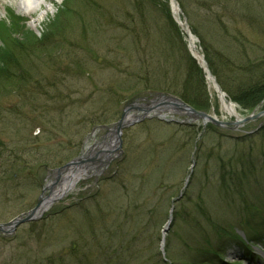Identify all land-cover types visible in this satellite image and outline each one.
<instances>
[{
	"label": "rangeland",
	"instance_id": "1",
	"mask_svg": "<svg viewBox=\"0 0 264 264\" xmlns=\"http://www.w3.org/2000/svg\"><path fill=\"white\" fill-rule=\"evenodd\" d=\"M233 1L239 2L240 8L253 12L255 16L264 15V0ZM48 2L52 3L53 10L36 28L31 26L30 16L22 15L15 6L1 2L4 10L0 15V62L4 56L20 48L25 49L19 57L13 56L16 72L12 71L10 81L0 86L1 90L5 88L7 95L0 97V223L18 217L36 205L43 188L52 180L50 175L55 167L79 156L88 145L102 142L108 130L96 129L93 135L94 125L90 128L88 123L102 120L108 126L114 124L125 105L141 95L134 88L142 92L150 91L144 88L162 92L182 88L179 77L184 73V64L180 58L185 54L187 42L180 27L177 34L176 29L167 23L165 16L176 25L167 0H90V4L87 0ZM204 2L212 12L201 7ZM209 2L179 0L190 27L201 29L212 42L219 35L239 33L244 35L241 42L246 47L263 50V29L250 27L247 22L236 24L234 19L230 21L220 12L215 14L216 9ZM172 33L177 38L175 51L172 50ZM59 41L63 45L60 53L55 52V47L60 49ZM45 43H50L53 48L42 50ZM55 58H59V68L55 67ZM60 78L63 83L59 86ZM212 89V107L208 112L215 113L221 120L232 121ZM26 97L29 101L23 107ZM48 99L52 101L45 111L44 104ZM32 101H36L34 105L44 111L32 112L29 104ZM236 109L241 115L248 112L237 105ZM263 110L261 108L257 112ZM165 113L167 118L185 119L167 111L160 115ZM160 115L124 131L119 158L98 181L94 178L81 181L76 189L48 210L37 226H21L15 234L6 235L8 240H0V264H35L31 261L37 258L43 264H62L63 261L64 264H72L75 254L72 243L82 235L77 234V225L87 232L83 211L73 207L87 199L83 207L89 210L96 208L95 195L101 196L98 204L103 209L110 207L116 214L121 213L120 208L144 203L150 210L155 206L157 211L152 218L145 220H150L148 227L152 225L148 231L152 238L150 241H144V235L142 243L129 248L128 241L133 235H128V241L124 238L115 240L108 251L104 247H95L91 249L92 255L87 257L90 260L97 258L98 264L104 263L103 259L116 250L128 252L121 258L117 257L112 264H138L146 259L150 251L144 250L154 241L156 246L162 247V231L172 204L176 206V214L181 213L166 234L164 247H168L166 256L173 259L174 264H185L191 258L194 251L187 253L186 244L203 227L215 249L228 243L229 251L223 252L225 261H233L234 264L264 262L261 258V254L264 255V210L250 218L243 212L244 201L240 197L225 199L217 192L218 175L227 167L238 171L251 156L258 165L264 160V138H254L251 147L252 141L239 151L230 145L232 142H221L220 138L211 135L207 146L201 148L202 137L192 138L189 130L163 121ZM263 121L264 118H260L250 127L231 131L230 136L241 141L246 133L256 130ZM13 123L17 124L16 128L11 126ZM190 123L202 125L200 121ZM86 124L88 127L85 129ZM76 133L83 136L81 141L84 142L80 146L79 141H74ZM15 141H19L18 144ZM196 145L198 151L204 153L199 159L196 158ZM241 157L242 161L237 164L236 159ZM223 158L234 160L230 166L228 162L223 166ZM195 160V172L185 188ZM263 172L264 166L259 175ZM11 175L16 179L11 180ZM250 180L248 187L256 186L258 201L263 202L264 173L258 179ZM248 187L246 192L251 193ZM108 189L120 191L115 193L114 190L106 196ZM115 194L120 201L113 204ZM200 199L211 203L212 207H207L215 214V221L226 226V233L232 231L229 227L240 234L246 233L249 250L238 238L231 241L225 234L221 238L209 227L198 213ZM54 207L63 210L56 213V209L53 215L51 210ZM114 213L108 218L113 222L116 221ZM124 228L125 232L132 233L134 222L130 219ZM85 237L83 239L87 240ZM85 245L80 251L90 250L85 249ZM137 252L142 253L135 259ZM169 263L172 262L169 260Z\"/></svg>",
	"mask_w": 264,
	"mask_h": 264
},
{
	"label": "trees",
	"instance_id": "2",
	"mask_svg": "<svg viewBox=\"0 0 264 264\" xmlns=\"http://www.w3.org/2000/svg\"><path fill=\"white\" fill-rule=\"evenodd\" d=\"M205 1H210L209 5L213 6L214 9H216L214 11L215 14L220 12L223 14V17H227L230 21L234 19V23L236 24H244L247 22L250 27H257L258 29L264 30V15L260 14L255 16L253 12H249V10L240 8L239 2H235L233 0ZM87 3L90 4V0H87ZM234 3L239 7L237 6L236 8ZM205 4L207 3L204 2L201 7L206 11L212 12L210 11V7H205ZM257 18L260 19V22L257 21ZM168 19L171 23V26L174 27L177 32V26L173 24L170 18ZM191 29L200 40V46L203 50L211 72L216 77L222 89L227 93L228 97L233 102L237 103L241 108L247 111H252L255 108H258L260 104H264V48L263 50H261V48H256L253 46L246 47L241 42V40H244V35H241L239 33L234 35H219L212 42L210 37L204 34L201 29L200 31L195 27H191ZM176 43L177 38L174 35L171 40L173 51H175ZM60 44V49L56 50L58 47H55V52L60 53L61 47L63 49V45L61 42ZM52 48L53 46H51L50 43H45L42 50L48 51ZM24 49L25 48H20L19 50H16L15 53L13 52L10 55L4 56L3 61L0 62V64H2L0 66V86L1 83L7 82L8 80L10 81L12 77L10 76V74L12 73V71H15V66L13 67L15 63L12 62L13 56H20V54L24 52ZM185 50V54L180 58V61L182 62V64H184L185 67L184 73L179 77V79H182V88L181 90L179 89V91H172L171 93L180 96L185 102L199 110L208 111L211 104L205 74L198 66L196 61L191 57L190 53L187 50V47L185 48ZM10 57L11 60L9 59ZM59 64V58H55V67L59 68ZM62 81V79H59V86L63 83ZM12 87H15V84ZM42 89H44V87H42ZM133 90H135L138 94L143 91L139 90L138 88H134ZM144 90L156 91V89L154 88H144ZM165 91L170 92V90ZM5 96H7L5 93V88L3 90L0 89V97L4 98ZM27 100L29 101L28 98L25 99L23 107L26 105ZM34 103H36V101H32L29 103L31 105L32 112L42 111V108H37ZM47 104L48 101L46 102V104H44L45 111L47 108ZM103 123L105 122L99 121L98 123L94 124L93 122H90V125L92 126ZM11 126L17 127V125ZM186 130H189V132L194 136L192 138L196 139L199 133V129L195 125L188 126ZM211 135H213L212 137H218L221 140L232 142L230 144L232 147L238 148L239 151H243L242 146H244L245 144H249L252 141L250 143L251 147L253 145L254 138H264V127H262L260 131L255 135H247L241 138L242 140L240 141L233 139V137H229L228 135L223 133V130L218 129L210 124L207 127L206 133L203 135L204 137L200 142L201 148L207 146V141L210 139ZM78 136L80 139V134H78ZM233 140H236L237 142L235 143L233 142ZM18 142L19 141H15V144H18ZM262 149H264V146ZM203 154L204 153H199L197 157L200 158V156H202ZM1 156L2 154L0 155V158ZM233 160L234 158H223L221 164L225 166V164H227L228 162V166H230ZM236 160L238 164L239 161H242V157ZM263 166L264 160L258 165L257 162L254 161V157L251 156L249 161L243 162L242 168L238 171H234L232 167H227V169L223 170V173L220 176L218 175V194L223 196L225 199H231L234 196H238L246 203L248 202V200H251V202H253L255 195L251 193L250 196H247L246 188L250 185L251 178L258 179V177L264 173L263 172L259 175ZM10 179L14 180L13 175L10 176ZM248 189H251V187H248ZM100 197V195H97V197L93 200L97 203V207L91 210L83 207L84 202L77 205V207H73L75 209L80 208L81 211H83L82 215L86 217L88 221L87 226L86 224L84 225L88 230L89 235L88 233L83 234L85 230L84 227L78 229V233L82 235L77 241L73 243V252L76 255L74 254V261L72 262V264H74L76 261V264H98L97 258L90 260L87 257L88 255H92L91 249L100 246L104 247L108 251L111 249L112 243L115 240H121L124 238V241H128V237H130L128 235H133V237H130V242L128 241L129 248L131 246H135L137 243H142L144 235V241H150L152 239L150 233L148 232L149 230H151L152 225L148 227V223H150V220H145L154 216V213L156 211L155 206L152 210H150L147 203H144L141 206L137 205L136 207H133V211H131L129 207H124L120 208V214H116L110 207L103 209L98 204V199ZM260 204L263 208L264 200L263 202H260ZM252 207L255 208L254 205H252ZM259 207L260 205L255 210H257ZM197 208L199 215L204 217L205 221L209 223V227H211L213 231L218 234L225 233V229H223L220 224L214 223L215 221L212 213L210 210H208L202 199H200L199 203H197ZM262 208H260L259 210H261ZM62 210L63 209L59 210L58 212H61ZM55 211L56 210L54 209L52 213L53 215L58 213H55ZM129 211H131L132 213H129ZM112 213L116 214L115 222L108 219ZM180 213L175 214V217L180 215ZM130 219L134 222L135 228L132 233H128L123 230L124 226ZM120 221L122 223H120ZM112 229H115V231H113ZM84 235H86L87 240L83 239ZM84 243L86 244L85 249L89 248L90 250H86L85 252L80 251L83 248ZM194 246L195 254L192 256V260L188 262L186 261L185 264H203L209 262V260L212 259L213 256L217 253L213 248L211 241L205 235L202 236V243H200V238L196 239V244ZM188 248H191L189 244ZM144 251L150 252L146 259L138 264H165L161 256L159 246L155 245V241ZM127 252L128 250L126 252H120L119 250H116L110 253L107 258L103 259L104 263L100 262V264H112L117 257L121 258L122 255ZM81 253L84 254L80 257L79 255ZM141 253L142 252L136 254L135 259L138 258ZM167 259H170L173 264L175 263V261L168 256ZM35 264L42 263L35 261Z\"/></svg>",
	"mask_w": 264,
	"mask_h": 264
},
{
	"label": "water",
	"instance_id": "3",
	"mask_svg": "<svg viewBox=\"0 0 264 264\" xmlns=\"http://www.w3.org/2000/svg\"><path fill=\"white\" fill-rule=\"evenodd\" d=\"M177 5V4H176ZM187 35L189 37L191 36V33L188 31ZM201 58H202V62L198 61L199 65L205 70V72L209 73L210 78L213 80V82L216 85L217 91L220 93L219 97L224 99L225 98V93L221 90L220 86L217 84L215 77L209 72L207 63L204 59V55L201 54ZM134 105H129L127 106L124 110L123 113L121 115L120 120L113 125L112 129L109 130L110 132H112L114 134V136L116 137V142L118 143V147L117 150H121L122 147V139H121V135L122 132L125 128L141 121L142 119L146 118L151 112L157 111V110H170V111H174L180 114H186L196 120H203L204 122H212L215 125L219 126V127H227V126H233V129L237 130L240 126L244 125L245 123L257 119L261 116H264V112H261L257 115H251L248 116L246 118H236V120L234 122H224V121H219L215 116L209 115L205 112H201L198 111L196 109H194L193 107H191L190 105H188L187 103H185L181 98L175 96V95H171V94H161L159 93L154 100L149 102V105L147 108H142L139 109L140 111L143 112L142 117L138 118L136 121H132V122H128L127 120V115L128 113L134 109ZM102 145H96L94 146L91 150L90 156H87V158L85 159H79L78 161L75 162H71L67 165H65L64 167H61L57 170H55V180L54 182L51 184L50 187V191L51 194L50 196H52L53 194V188L59 186L61 187L63 184V174L66 173L71 167L73 166H79L82 165L84 163H100V164H104L106 167L110 165V163L116 158L113 157L109 160L106 161V163H104V161L101 159L102 156H104L105 151H102L100 149ZM94 154V155H93ZM47 197V198H50ZM63 196V195H62ZM62 196L56 197V198H52L50 201L48 200V202L46 201L47 198L41 196L40 199L38 200V203L36 205V207L34 209H32L31 211H29L28 213H25L17 218H15L14 220H12L9 223L6 224H0V232L2 233H8V234H12L16 231V229L25 223L31 222V221H35L38 218H40L43 215L44 212V208L45 206H50L52 205L54 202L58 201L59 199L62 198Z\"/></svg>",
	"mask_w": 264,
	"mask_h": 264
},
{
	"label": "bare ground",
	"instance_id": "4",
	"mask_svg": "<svg viewBox=\"0 0 264 264\" xmlns=\"http://www.w3.org/2000/svg\"><path fill=\"white\" fill-rule=\"evenodd\" d=\"M3 3H9L13 6H15L19 13L25 16H30L31 18V26L36 28L50 13L51 10H53L52 3H49L48 0H0V15L3 14L4 7L1 4ZM175 16L179 18V20L182 21L180 18V11L176 7L174 8ZM36 15V16H35ZM183 24V23H182ZM184 26V24H183ZM184 30H186L184 26ZM190 40V39H189ZM191 42V48L193 53L201 60L200 52L198 50V47L196 45V41L194 39L190 40ZM224 110L230 114V115H237V110L234 106L229 105L226 102L222 103ZM108 138V141H106L105 147L107 149H113L114 146L110 142ZM108 153V152H106ZM116 152H113L110 156H114ZM93 175L91 170H81L79 172H73L72 170H69L65 176V181L63 185L61 186L59 196L62 194L70 193L72 192L76 186L87 177ZM56 197L57 195L54 194Z\"/></svg>",
	"mask_w": 264,
	"mask_h": 264
}]
</instances>
